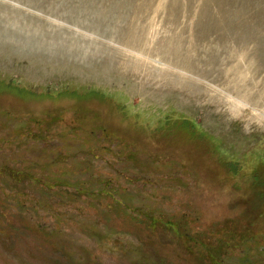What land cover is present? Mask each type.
<instances>
[{
  "label": "rangeland",
  "instance_id": "374dc122",
  "mask_svg": "<svg viewBox=\"0 0 264 264\" xmlns=\"http://www.w3.org/2000/svg\"><path fill=\"white\" fill-rule=\"evenodd\" d=\"M68 163L108 193L47 188ZM227 236L264 264V0H0V264H210Z\"/></svg>",
  "mask_w": 264,
  "mask_h": 264
},
{
  "label": "trees",
  "instance_id": "16d2710c",
  "mask_svg": "<svg viewBox=\"0 0 264 264\" xmlns=\"http://www.w3.org/2000/svg\"><path fill=\"white\" fill-rule=\"evenodd\" d=\"M73 157L72 155H69V158ZM47 165L43 166L44 167V172H49L48 168L49 167V163H47ZM49 174V173H48ZM51 174V173H50ZM57 177V178H56ZM55 177V179H47L44 180V185L47 188H54V185L56 183H60L61 186H74L78 189L77 194L83 195L85 194H91L92 192H100V194L103 193H108V190H106L103 186L99 187L97 184L94 186L92 190L91 188L88 189V187H80L78 188L79 184H86L88 183V181H80L81 178L80 176L77 174V170L76 168H74V165H70L69 163L67 164L66 168H63V172L60 170L59 172H57V176ZM54 178V177H53ZM98 186V187H97ZM95 195L100 196L99 193H94ZM120 202H118L117 206H122L125 205V207L127 208V210L133 209V212L137 211V208H132V205L129 204L125 199H121L119 200ZM138 213V212H137ZM140 214H145L144 219L146 217V219H148L153 225L155 224L156 227H162L165 230H167V232L172 236L174 235L175 237H180V238H191V233L190 231L187 230V228L183 229L181 225H179L177 222L173 221V220H165L162 218H157L154 215H152V213L147 212V213H141ZM138 219H140L139 217H137ZM88 220H90V218H88ZM92 226H95L98 223V220H90ZM150 225V224H149ZM51 230V229H49ZM91 232L94 233L93 230H89ZM45 233V232H43ZM44 235H46L49 240H54L55 236L57 237L58 235H60L57 231L55 230H51V231H47ZM208 239V238H205ZM199 241V239L197 240ZM201 243V241H199ZM246 240H241V242H237V240H235V236H227V237H222L221 239H219L216 243H212V244H207L205 243L204 247V251L201 249V253L203 255L204 258L208 259L210 264H226L229 256H232L233 251L237 250L238 248H240L242 253L247 252V256L251 250V245L250 247H246L245 244ZM249 246V245H248ZM264 247V245H262ZM260 246V247H262ZM253 247V246H252ZM254 247L256 249H252V251H256L255 253H257L258 255L260 254V248L254 244ZM258 247V248H257ZM197 248V247H195ZM198 253V252H197ZM71 262V260H69ZM166 261H164L163 259L159 260V261H149L147 264H165ZM229 264V263H228Z\"/></svg>",
  "mask_w": 264,
  "mask_h": 264
},
{
  "label": "bare ground",
  "instance_id": "6f19581e",
  "mask_svg": "<svg viewBox=\"0 0 264 264\" xmlns=\"http://www.w3.org/2000/svg\"><path fill=\"white\" fill-rule=\"evenodd\" d=\"M132 26H133V25H132ZM132 28H133V27H132ZM132 28H131V31H132ZM139 29H140V28H139ZM139 29H138V30H139ZM133 30H134V28H133ZM128 31H129V30H128ZM134 32H135V31H134ZM137 32H139V31H137ZM140 33H141V32H140ZM131 35H132V34H131ZM137 35H138V34L136 33V36H137ZM138 36H139V35H138ZM140 38H141V37H140ZM140 38H139V39H140ZM136 39H137V38H136ZM129 41H130V40H129ZM136 42H137V41H136ZM137 45H139V44H137ZM130 47H131V46H130ZM132 47H133V46H132ZM134 47H136V46H134ZM134 47H133V48H134ZM136 48H137V47H136ZM137 49H138V48H137Z\"/></svg>",
  "mask_w": 264,
  "mask_h": 264
}]
</instances>
